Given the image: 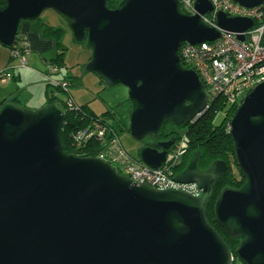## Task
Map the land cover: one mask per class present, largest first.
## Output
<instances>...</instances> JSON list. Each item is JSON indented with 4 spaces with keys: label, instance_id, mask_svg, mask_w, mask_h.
<instances>
[{
    "label": "water",
    "instance_id": "obj_1",
    "mask_svg": "<svg viewBox=\"0 0 264 264\" xmlns=\"http://www.w3.org/2000/svg\"><path fill=\"white\" fill-rule=\"evenodd\" d=\"M109 1L6 0L0 44L14 47L22 23L53 10L75 42H86L92 51L87 72L128 89L134 139H157L166 124L188 127L210 101L179 50L183 43L220 38L202 19L213 11L211 3L197 0L198 15L188 16L180 0H123L116 9ZM235 1L250 9L264 2ZM218 27L244 33L253 22L220 13ZM67 117L59 102L40 109L14 101L0 107V264H234L230 246L207 215L214 183L229 172L225 162L202 172L197 152L175 178L197 184L199 196L157 190L99 158L67 154L61 140ZM230 134L246 182L221 191L216 220L240 240L243 264H264V82L239 106ZM172 145L144 147L140 161L160 169Z\"/></svg>",
    "mask_w": 264,
    "mask_h": 264
},
{
    "label": "built area",
    "instance_id": "obj_2",
    "mask_svg": "<svg viewBox=\"0 0 264 264\" xmlns=\"http://www.w3.org/2000/svg\"><path fill=\"white\" fill-rule=\"evenodd\" d=\"M213 11L202 17L206 25L220 31V38L213 42L198 45L183 44L179 56L183 64L193 69L199 75L210 100L221 97L226 104L236 105L258 85L264 82V2L255 8H246L235 0H208ZM182 11L189 16L198 15L197 0H180ZM225 14L229 18H242L253 22V27L244 33L225 31L218 27V15ZM244 37V41L239 39ZM22 50H15L12 55L20 60L21 67L27 66L30 54L26 40L21 42ZM18 48V47H17ZM44 78L55 85L60 81L54 80L58 70L48 65ZM11 72L0 75V81H7ZM65 85V84H64ZM75 102L68 100V109H75ZM105 121L95 120L85 131L78 132L74 138L76 147L85 146L90 142H104L106 151L97 158L115 165L123 175L146 184L157 190H180L194 196H199L201 190L197 184H180L175 182L172 168L175 167L182 155L180 148L173 149L171 158L160 169H151L139 161L132 160L123 150L118 139L108 143V128ZM89 142V143H90Z\"/></svg>",
    "mask_w": 264,
    "mask_h": 264
},
{
    "label": "trees",
    "instance_id": "obj_3",
    "mask_svg": "<svg viewBox=\"0 0 264 264\" xmlns=\"http://www.w3.org/2000/svg\"><path fill=\"white\" fill-rule=\"evenodd\" d=\"M122 1L123 0H110L108 4L109 8L116 9ZM6 7V0H0V10H4ZM40 20L41 19H38L37 22H40ZM22 24L20 25V27L22 26ZM41 25L44 34L50 38L55 39L56 41L58 54L53 60L48 63V65L56 67L58 70L57 75H59L60 73H62V67H64L65 65L63 52L64 50L62 49V45L60 42L65 32L62 29H56L48 24L43 23ZM25 40L26 39L24 38V36L20 34L19 28V35L17 37L16 45L12 48L7 49L11 50V52H14L15 50L21 51L22 47L20 43L24 42ZM85 43L86 42H84L83 44ZM11 58L13 60H16L13 56ZM185 67L187 66L185 65ZM57 81H60L57 85L51 82H47V104L59 102L63 104L66 109H68V100L70 99L75 102L72 95L70 94V88L73 86L74 81H72L68 75H65L64 79H60ZM64 82H68V84L64 85ZM60 94L68 95L67 100L60 99ZM14 102L20 103L18 98H16ZM5 103L6 102L1 103L0 107ZM75 106V109H73L72 111L69 110L68 117L61 134L64 151L67 154L75 155L78 157L97 158L103 151H106L104 143L97 144L96 141H89L90 143L88 142L85 146L76 147L73 143L74 136L78 132L85 131L88 128L89 124H91L95 120L107 121L104 122V124H106L108 128V138H113L115 134L119 135V129L123 131L124 128L121 125V122L117 120L116 117H114V115H112L110 112L105 113L101 116H97L89 107L80 108L78 107L76 102ZM239 106L240 104H226L224 100L219 97L215 101H212L209 105V109L188 127L178 128L173 124H166L158 136V138L162 140L175 138L176 141H178L183 137L184 134H186V140H184V142H186L187 144L185 147L186 154L185 156L183 155L180 159L181 162L179 160L180 163L178 162L179 164H177L176 167L172 168L173 175L175 176H179L185 171L189 163L194 159L197 152L200 153L198 168L202 172H211L213 170V164L215 161H222L227 164L229 169L228 174L214 183V193L212 200L208 205L207 215L208 221L222 236L225 242L230 246L232 254L235 257V263L239 260L237 248L240 244V240H234L227 234L224 229L219 226L215 215V204L221 191L224 188H241L246 182L244 174L237 165L234 154L233 140L230 134V123ZM221 113L224 114V118L219 124H217L216 120Z\"/></svg>",
    "mask_w": 264,
    "mask_h": 264
},
{
    "label": "rangeland",
    "instance_id": "obj_4",
    "mask_svg": "<svg viewBox=\"0 0 264 264\" xmlns=\"http://www.w3.org/2000/svg\"><path fill=\"white\" fill-rule=\"evenodd\" d=\"M40 19H41L40 22L42 24L43 23L48 24L56 29L57 28L62 29L65 32L60 41L62 45V49L64 50L63 52H64L65 65L64 67H62V73H60L57 76H54L53 79L57 80L56 78H62L63 76L68 75L71 78V80L74 81L73 86L70 88V94L72 95L78 107L80 108L89 107L97 116H101L108 112L114 115V117H116V119L121 122V125L123 126L124 130L122 131L119 129V135L115 134L113 138L107 137L108 143H110L114 138L118 139L121 143L123 150L128 154L130 159L140 161L141 160L140 152L144 148V144L143 142L134 139L130 133L132 107L129 99L128 89L123 85L110 87L106 83H104L97 75L87 72L86 66L90 62V59L92 58V51L88 48L87 44L85 45L75 42L74 34L71 31L68 23L55 11L47 10L43 12ZM37 24L38 23H34V28L37 31L41 32L40 28L37 29ZM53 41H55V39H53ZM57 54L58 53L55 48L54 50L50 51L45 56V58L50 59L54 56H57ZM19 61L20 60H18V62ZM47 68L49 67L47 66ZM19 69L35 71L34 68L28 67V59H27V66L25 68H22L20 62L18 70ZM44 75H45L44 73L41 75L42 78L41 77L33 78L31 76L24 77V81L21 83H23L24 86L26 85L29 87L28 91L32 92L39 86L40 88H42L43 91L46 89V84H47V80L44 78ZM31 83L32 85H30ZM64 84L67 85L68 82H64ZM67 98L68 95L60 94V99L67 100ZM209 101H210L209 102L210 105L212 100H210L209 98ZM242 102H240L239 104L241 105ZM31 103L35 104V102H31ZM45 105L43 104L40 107L35 106L38 108L31 107L29 109H40ZM209 105L206 111L209 109ZM201 116H199V118ZM223 118H224V114L221 113L218 116L216 123L219 124L223 120ZM185 135L186 134H184L181 139L176 141L174 145L175 148L177 147L180 148L181 152H185V147L187 145L186 142H184V140H186ZM147 140L149 139L146 138V141ZM150 141L155 142L154 139L152 138H150ZM96 143L99 144L104 142L96 141ZM104 147H105V143H104ZM148 147H154V145L150 143ZM185 154L186 152L183 155L185 156ZM169 159L170 158H168L167 162L169 161ZM121 174L123 173L121 172ZM236 264H243V263L239 260Z\"/></svg>",
    "mask_w": 264,
    "mask_h": 264
},
{
    "label": "crops",
    "instance_id": "obj_5",
    "mask_svg": "<svg viewBox=\"0 0 264 264\" xmlns=\"http://www.w3.org/2000/svg\"><path fill=\"white\" fill-rule=\"evenodd\" d=\"M34 23H38L37 29L40 28L41 32L34 28ZM41 24V22L37 21L25 22L20 27V34L26 39L30 52L27 58L28 67L34 68L35 71H28L26 69L18 70L20 61L18 62V60H13L11 58L13 56L11 50L1 46L0 44V74H5L4 72L6 71H10L12 74L9 80L5 82L0 81V104L3 102L14 101L16 98L19 99L20 104L27 106L28 108H38L35 106L40 107L43 104H47V84L45 90L42 91V88L39 86L31 92L28 91V86H24L23 83H21L24 81V77L28 76L33 78H42L41 75L43 73L45 74L48 70V63L56 57L54 56L50 59L45 58L50 51L55 48L56 51L58 49L56 41H53V38L44 34ZM56 79H64V76ZM30 85H32V83ZM31 102H35V104Z\"/></svg>",
    "mask_w": 264,
    "mask_h": 264
},
{
    "label": "flooded vegetation",
    "instance_id": "obj_6",
    "mask_svg": "<svg viewBox=\"0 0 264 264\" xmlns=\"http://www.w3.org/2000/svg\"><path fill=\"white\" fill-rule=\"evenodd\" d=\"M148 139L149 140H147V141H146V139L144 141H142L143 144H144V147H147L150 143H152L153 145H158L160 143H168V142H172L173 141V145L169 149H167L168 158L171 157L172 152H173V149H174V145L176 143V139L175 138H169V139H165V140H162L160 138H157V139H154L155 142L150 141V138H148ZM73 143H74V141H73ZM74 146H75V144H74ZM160 150L161 151H164V149H162V148Z\"/></svg>",
    "mask_w": 264,
    "mask_h": 264
},
{
    "label": "clouds",
    "instance_id": "obj_7",
    "mask_svg": "<svg viewBox=\"0 0 264 264\" xmlns=\"http://www.w3.org/2000/svg\"><path fill=\"white\" fill-rule=\"evenodd\" d=\"M181 3V2H180ZM243 7V6H242ZM184 13V12H183ZM185 14V13H184ZM189 16V15H188ZM183 44H185V43H183ZM183 44H182V46H183ZM181 46V47H182ZM181 47H180V49H181ZM180 51V50H179ZM181 59V58H180ZM183 64V63H182ZM184 65V64H183ZM185 66V65H184ZM187 69H191V68H188V67H186ZM193 70V69H192ZM197 73V72H196ZM177 176H175V178H176ZM174 178V179H175ZM180 191V190H179ZM202 192V191H201ZM188 193V192H187ZM190 194V193H189ZM233 258L235 259V257L233 256ZM239 261V260H238ZM237 263V262H236ZM235 262H234V264H236Z\"/></svg>",
    "mask_w": 264,
    "mask_h": 264
},
{
    "label": "bare ground",
    "instance_id": "obj_8",
    "mask_svg": "<svg viewBox=\"0 0 264 264\" xmlns=\"http://www.w3.org/2000/svg\"><path fill=\"white\" fill-rule=\"evenodd\" d=\"M18 35H19V33H18ZM18 37V36H17ZM86 44V43H85ZM68 112H69V110H67ZM109 164H111V165H113L112 163H109ZM113 166H115V165H113ZM116 167V166H115ZM117 168V167H116ZM123 175V174H122ZM124 176H126V175H124ZM127 177H129V176H127ZM130 178V177H129ZM131 179V178H130ZM133 180V179H132ZM133 181H135V180H133ZM137 182V181H136Z\"/></svg>",
    "mask_w": 264,
    "mask_h": 264
}]
</instances>
